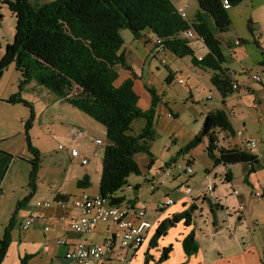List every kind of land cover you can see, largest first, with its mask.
Listing matches in <instances>:
<instances>
[{"label": "trees", "instance_id": "1", "mask_svg": "<svg viewBox=\"0 0 264 264\" xmlns=\"http://www.w3.org/2000/svg\"><path fill=\"white\" fill-rule=\"evenodd\" d=\"M223 1H227L228 6ZM246 1L249 0H195L198 9L193 18L183 20L171 0H49L45 3L40 0H0L16 20L13 42L6 46L0 59V75L14 65L21 74L19 91L29 82H34L104 128L108 144L104 146L102 155L98 196L108 199L112 206L122 207L125 199L117 193L126 187L130 175L141 173L135 156L144 154L147 157L148 170L153 164L149 142L155 137L153 119L157 96L153 90H147L149 108L143 111L138 106L135 77L122 51L124 42L120 30H128L135 40H140L144 32L161 38V45H155V54L163 50L178 58L190 57L193 67L210 72L211 84L225 99L237 89L232 88L236 83L222 66L225 60L215 34L226 33L231 26L227 7H236ZM247 26L251 31L250 21ZM190 30L206 48L203 57L196 58L189 40L179 37V34ZM121 70L131 75L116 87L114 83ZM170 78L171 75L168 81ZM8 102L30 108L19 93ZM32 118L33 115L25 130L27 147L36 156L31 162L29 184L34 191L40 159L27 134ZM140 118L146 120L145 126L138 135H129L132 122ZM216 130L231 133L228 117L222 110L211 111L204 116L200 131L185 151L206 140V153L213 166L256 163V158L244 150L218 148L215 145ZM76 185L87 189L90 182L85 177ZM31 196L18 203L16 210ZM180 218H186L185 223L188 222V215ZM14 220L15 213L0 240V264L7 256ZM178 220L179 217H174L161 222L152 244ZM182 248L187 257L198 251L193 233L184 237ZM169 250H162L159 263L166 259ZM26 257L30 256L20 259V264ZM261 264H264V256Z\"/></svg>", "mask_w": 264, "mask_h": 264}, {"label": "crops", "instance_id": "2", "mask_svg": "<svg viewBox=\"0 0 264 264\" xmlns=\"http://www.w3.org/2000/svg\"><path fill=\"white\" fill-rule=\"evenodd\" d=\"M48 1L43 0L44 3ZM249 1L252 2L253 0ZM262 5H264V0ZM253 12L254 7L251 8V18L249 19L251 31L249 29L248 31L252 36V42L256 46H261V41L264 40L263 30L261 29L260 22H256L254 19ZM245 39L244 42L239 39L240 44H247L248 40L247 38ZM240 44L236 45L234 43L236 47H240ZM231 53L236 56L237 50ZM261 54L263 58L256 65V75L260 77L258 86L260 88L259 92L262 93L264 92V65L262 64L264 62V48H261ZM11 66L9 67L14 70L16 78L15 82L10 85L9 90H7L5 84H2L1 81L3 79V72L8 71L10 68L8 67L9 69L7 68L0 75V196L5 195L6 185L12 188L13 194V199L8 206L9 210L6 212V217L2 220H8L15 213L12 229L18 227L19 231H21L11 232L10 240L13 242L17 238V244L23 246L19 249V258L21 255L30 256L29 258H25L23 264H73L67 262L64 255L74 244L83 242L85 244L98 245L109 238H113L117 233L111 223L98 225L94 231L83 235L74 234L71 227L72 221L78 219L80 215L79 210L72 206V200L83 193L91 197L98 196L100 178L96 179L95 186L97 188L94 193L87 191L88 188H78L76 183L87 177L90 182L89 189L93 187V178L88 168L89 161L86 150L87 152L92 150L93 154L101 162L103 151L99 150V147L103 143L101 142L100 145L95 143L96 141H101V139L94 138L92 129L96 127L92 125V121H70L65 115L58 116L59 119L62 118L64 121H45L44 119L34 121L32 109L40 99L45 100L47 110L53 109L55 111L62 110L68 112L70 105L59 100L34 82H29L19 91L21 74L15 69L14 65ZM225 69L228 70L232 81L237 84L238 89L225 99L221 98V105H224L225 101L233 98V96H239L237 91L241 84L248 85L250 82L248 78L244 82H237L234 79L233 72H230L229 68ZM130 75L129 73L121 82H115L114 85L116 87L119 86ZM209 75L211 76V74ZM246 87L249 94L256 92L249 86ZM17 93H19L21 99L30 104V108L20 103L8 102ZM70 108L72 107L70 106ZM230 108L232 109L231 112H233L234 108L232 106ZM224 109L223 107L218 110L224 111ZM31 115H33V118L27 134L31 146L39 155V165L41 164L42 149L45 147V144L39 137V132H35L34 128L36 126L44 127V130L52 128L58 135L65 134L66 140L70 138L72 143L69 144L70 148H66V151L70 160L77 161V164L80 165V171H70L68 178L72 179L73 190L70 188L66 190L64 188L66 173L61 175L63 184L57 183L56 181L59 178L60 172L57 169L51 168L50 172L47 173L49 186L45 191H42L43 189L39 181L43 179V173L40 167L37 173L39 185L35 187L31 201L27 202L28 205L27 203L22 205L19 211L18 209L14 211V206H17V203L24 200L27 195L25 191L29 186L28 182L30 181V170L32 168L25 164L31 163L36 159L35 154L28 149L26 142L25 126ZM229 123L231 133L219 131V134L216 135L217 142L220 143V147L218 148L244 150L256 158V163L252 165L242 163L213 166L206 153L207 141L205 140L197 148L202 147L205 150L204 152L210 161L211 169H205L202 178L195 181L186 180L185 184L178 188L171 184L166 186L163 181L166 174H163L162 177L159 174H155L150 180H145L150 188V198L147 202L139 199L138 189L135 191L131 190V187L128 185L117 193L118 196L125 199L123 206L143 203L147 210L146 219L152 223L142 245L136 251L123 252V255L130 259L129 264H261L264 256V198L255 199L253 194L264 186V152H253L244 149L243 143H241V148H238L237 145L242 140V132H236L230 120ZM99 130L100 137L106 139L104 128ZM68 142L69 140H67ZM91 146L93 147L91 148ZM64 149L65 147L59 146L60 151ZM73 149H76L79 153L76 159L71 156V150ZM137 156H135L136 161L138 160ZM81 160H87V164L81 165ZM71 164L67 166L69 169L72 168ZM191 165L190 162L186 163L184 171L187 166L191 167ZM193 174L192 170L191 175H186L190 178ZM186 187L191 189L189 194L184 193ZM18 191L19 194L17 195ZM166 197L172 199L174 204L163 211H158V204ZM61 200L66 201V208L63 210L56 206V202ZM38 201L51 203L52 207L48 209L36 207L35 203ZM241 207L242 209H240ZM32 212L37 213L39 219L29 227L32 228V235H29V240L32 241L34 248H27L25 246L27 234L24 232L28 231L29 228L23 231L21 226ZM184 214L188 215L187 223H185L186 218H180ZM174 217H179V220L152 244L156 229L161 222L172 220ZM45 228H48V231H45ZM35 232H39L42 235V241L35 240ZM190 233H193L194 240L198 245V251L194 255L187 257L182 248V240ZM59 240L65 241L66 245L58 246L57 241ZM167 248L170 250L166 254V259L159 263L162 250ZM118 255L116 253V256L105 260L101 264H124L119 263L117 260Z\"/></svg>", "mask_w": 264, "mask_h": 264}, {"label": "rangeland", "instance_id": "3", "mask_svg": "<svg viewBox=\"0 0 264 264\" xmlns=\"http://www.w3.org/2000/svg\"><path fill=\"white\" fill-rule=\"evenodd\" d=\"M41 1L43 2V0ZM171 2L177 8H183L185 10L187 20H191L198 9L195 0H171ZM262 4L263 0H253L252 2L247 1L236 7H227L231 26L226 33H214L219 40L220 50L225 60L222 66L229 68L231 70L230 72H233L234 79L237 82H244L247 78L250 81L248 85L241 84L237 91L239 96L236 95L226 100L224 105H221V96L210 82V72L208 70L194 68L190 57L178 58L172 53L163 50L155 54L153 52L156 42L154 36L144 32L140 40H135L128 30H120L119 33L124 42L122 51L124 52L126 63L130 66L131 72L135 77L134 91L139 97L138 106L143 111L149 108L150 95L147 90H153L157 96L153 119V132L155 137L153 141L149 142V151L152 155L153 164L148 170L145 166L148 163L147 157L144 154L136 155V158H138L136 162L141 173L139 175L132 174L127 178V185L131 187V190L135 191L136 187L138 188L140 200L147 202L150 198V188L145 180H150L155 174H159L161 177L163 174H166L163 179L166 186L171 184L179 188L185 184L186 180H198L204 176L205 169H211L210 161L202 147L194 148L196 150L185 151V147L200 131L204 116L209 111L225 108L224 112L227 114L235 131L242 132V140L237 145L238 148H241V143L253 142L255 147L249 150L253 152H264V94H262L264 92H259V83L251 80V77L256 75L258 61L263 58L261 48H264V5ZM252 7H254V12L252 13L255 17L254 19L256 22H260L261 29L263 30L261 46H256L252 42V36L247 28L248 21L251 18ZM209 22L211 24L210 20ZM15 25L16 20L9 11L8 6L0 3V59L5 53L6 46L13 42ZM245 38L248 40L247 44H240V40L244 42L246 40ZM234 43L236 45L240 44L241 46L236 47ZM189 45L196 58L203 57L206 54V48L197 37L190 39ZM236 50L237 55L235 56L231 52H235ZM13 71L10 68L8 71L3 72L1 83L5 84L7 90L15 82L16 74ZM127 75H129V72L121 70L116 83L121 82ZM170 75L172 77L168 81ZM179 80L182 83H179ZM246 86H249L256 92L249 94ZM45 103V100L40 99L32 109L34 121H40L41 119L45 121H64L62 118L59 119V115H65L70 121H92V125L96 127L92 129L94 138L101 139L100 142L103 144L99 147V150H104V146L108 142L105 138L100 137L99 129H103L101 125L93 122L91 118L73 107L70 108L69 106L68 108L70 110L68 112L62 110L55 111L53 109L47 110ZM230 106L234 108L233 112H231L232 109ZM145 121L143 118L134 120L131 125V131L128 134L132 136L138 135L145 126ZM43 128L40 126L34 128L35 132H39V137L45 144V147L42 149L41 164L37 169L38 173L41 167L43 179L39 181L36 175L34 191L35 187L39 185L38 181L42 186V191L48 188L49 181L47 173L50 172L51 168L57 169L60 172L59 178L56 181L57 183L63 184L61 175L66 173L64 188L66 190L69 188L73 190L72 179H69L68 175L70 171H80V165L77 164V161H71L66 151V148H70L69 144L72 142L70 138H67L69 140L67 143L65 134L58 135L52 128H46L45 130ZM217 134H219L218 130H216ZM59 146L65 147V149L60 151ZM86 153L89 161L88 168L92 174L94 184L87 191L94 193L97 188L95 186L96 179L100 178L101 162L96 158L92 150L90 152L86 150ZM188 162L192 164L191 168L194 172L190 178L187 177L184 171V167ZM68 164L72 165L71 169L67 167ZM25 165H29L32 168L31 163ZM167 171L168 173H166ZM28 184H30V181ZM34 191L28 186L25 191L27 193L26 198L33 194ZM18 194L19 191L17 192ZM12 199V188L6 185L5 195L0 196V240L4 237L5 230L11 219L2 220L6 217V212L9 210L8 206ZM29 200L31 201V198ZM15 208L16 206H14V211L16 210ZM31 230L32 228H29L28 231L24 232L27 234L25 245L27 248H34L32 241L29 240V235H32ZM18 231V227L11 230L13 233ZM39 232L34 233L36 241L43 240ZM22 247L17 244V238L13 242L10 240L7 256L3 264H19L20 258L23 259L25 257L23 255L20 258L18 257L19 249Z\"/></svg>", "mask_w": 264, "mask_h": 264}, {"label": "built area", "instance_id": "4", "mask_svg": "<svg viewBox=\"0 0 264 264\" xmlns=\"http://www.w3.org/2000/svg\"><path fill=\"white\" fill-rule=\"evenodd\" d=\"M225 6H228L227 1H223ZM177 14L183 20H187L185 10L183 8H177ZM179 37L190 40L193 39L195 33L190 30L179 34ZM162 39L156 38L155 45H161ZM160 50V49H159ZM158 51V50H157ZM251 80L255 83L260 82V77L254 75ZM179 83H182L179 80ZM234 90L238 89L237 84H233ZM96 144H101L100 141H96ZM215 145L220 147V143L216 141ZM255 144L253 142L243 143L244 149H253ZM71 156L78 158L79 153L76 149L71 150ZM81 165H86L87 160H81ZM187 175L192 174V168L188 166L185 170ZM191 189L186 187L185 194H189ZM255 199L264 198V186L253 194ZM72 206L79 210V218L72 221V231L76 235L89 234L101 224L111 223L115 227L117 233L113 238L105 240L98 245L85 244L78 242L67 250L64 258L67 262L73 264H101L105 260H109L116 253L119 255L118 261L124 264H129L130 259L123 255V252L136 251L142 243L145 241L147 232L150 230L152 223L146 219V207L143 203H137L134 205H127L122 207L112 206L109 200L101 196H88L81 194L71 202ZM174 204V201L170 198H165L157 206L158 211H163L167 207ZM36 207L51 208L52 204L48 202H36ZM56 206L61 210L66 208V201H57ZM242 209V207L240 208ZM39 219V215L35 212L29 214L24 221L21 229L26 231L32 224ZM63 219V217H61ZM48 231V228H45ZM58 246H65L66 243L63 240L57 241Z\"/></svg>", "mask_w": 264, "mask_h": 264}]
</instances>
